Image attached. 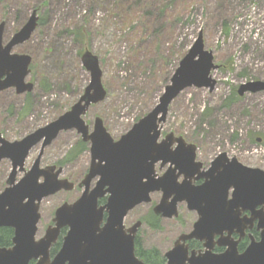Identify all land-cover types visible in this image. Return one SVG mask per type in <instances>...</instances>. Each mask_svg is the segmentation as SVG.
<instances>
[{
  "label": "rangeland",
  "instance_id": "1",
  "mask_svg": "<svg viewBox=\"0 0 264 264\" xmlns=\"http://www.w3.org/2000/svg\"><path fill=\"white\" fill-rule=\"evenodd\" d=\"M33 13L36 29L11 51L31 58L24 83L33 87L21 94L14 88L0 92V134L5 140L20 141L47 127L78 101L90 83L81 61L85 51L99 61L106 97L82 119L92 131L95 118H101L118 140L158 105L201 33L203 50L211 53L216 66L209 75L214 87L183 90L168 107L160 140L173 133L195 145L196 160L204 169L225 154L264 170V92L237 93L243 85L264 82V0H0L3 43ZM42 143L32 148L24 170L41 154L39 167L61 168L59 178L75 188L41 201L37 238L61 204L81 195L77 184L91 159L90 143L75 130L60 132L46 147ZM11 169L9 160L0 162V193ZM156 170L162 173L159 164ZM23 175L18 173L17 180ZM151 199L130 211L124 224L141 221L136 238L142 248L164 254L180 234L192 229L197 215L179 204L177 218H159L158 228H151L150 212L160 193Z\"/></svg>",
  "mask_w": 264,
  "mask_h": 264
},
{
  "label": "water",
  "instance_id": "2",
  "mask_svg": "<svg viewBox=\"0 0 264 264\" xmlns=\"http://www.w3.org/2000/svg\"><path fill=\"white\" fill-rule=\"evenodd\" d=\"M37 20L33 13L7 43H3V23L0 24V92L10 88L17 94L32 90V84L24 83L31 58L11 51L29 40ZM212 59L211 53L203 50L200 33L180 61L158 105L115 141L101 118H95L92 131L82 119L91 105L106 97L99 61L85 51L81 61L90 74V83L67 112L20 141L9 142L0 134V162L9 160L12 167L0 193V229L13 230L11 246L0 247V264H145L134 252L142 223L136 221L126 227L124 220L135 207L150 203L151 194L156 192H161L162 198L152 212L161 219L177 218L178 204L182 202L197 215L192 230L180 235L164 254L165 264H264V170L246 167L236 158L221 154L201 171L203 165L196 161L195 145L173 133L160 140V124L171 102L183 90L213 89L215 82L209 75L216 66ZM243 92H264V82L243 85L237 93ZM69 130L90 143V165L77 184L82 193L73 203L61 204L54 211L52 224L37 238L41 201L61 191H72L75 183L59 178L61 168H40L41 154L28 171L24 170L25 160L39 142L43 140L42 148L46 147L60 132ZM158 163L160 169L168 167L162 175L156 173ZM18 173L24 174L19 180ZM196 179H203L202 184L193 186ZM104 198L105 203H99ZM244 212L249 216L241 217ZM254 223L259 239H252L239 252L238 241ZM63 229L66 232L60 249L51 256L50 250ZM233 233L240 236L237 241ZM191 239L203 242V253L188 254L184 243ZM215 245L225 250L215 254L211 251Z\"/></svg>",
  "mask_w": 264,
  "mask_h": 264
},
{
  "label": "flooded vegetation",
  "instance_id": "3",
  "mask_svg": "<svg viewBox=\"0 0 264 264\" xmlns=\"http://www.w3.org/2000/svg\"><path fill=\"white\" fill-rule=\"evenodd\" d=\"M172 148H174V147H172ZM197 161V160H196ZM159 164V163H158ZM156 167H157V165L155 166V170H156ZM163 168H165V167H163ZM163 168L162 169H160L159 168V171L160 172H162V173H160L159 174V172H157V170H156V173L158 174V175H162L164 172H165V170L168 168H165V170L164 171H162L163 170ZM204 168H202L201 169V171L203 170ZM196 176H198V174H195V177ZM182 180V177L181 178H179L178 179V181L180 182ZM202 182H203V179H196L195 181L193 180L192 181V185L193 186H198V185H200V184H202ZM156 193H160V199H159V202H160V200H161V198H162V193L161 192H156ZM153 194H155V193H153ZM152 195V194H151ZM105 199L106 198H104V199H102V200H100L99 201V203H101V204H104L105 203ZM152 200V199H151ZM101 201H103V202H101ZM158 202V203H159ZM151 203V202H150ZM157 203V204H158ZM179 204H185V203H179ZM179 204H178V206H179ZM155 206V205H154ZM153 206V207H154ZM186 206V205H185ZM193 212V211H192ZM243 216H249V213L248 212H244V213H242V215H241V217H243ZM160 218V217H159ZM195 223V222H194ZM193 223V224H194ZM133 225V224H132ZM131 226V225H130ZM193 226V225H192ZM192 230V229H191ZM190 230V231H191ZM189 231V232H190ZM189 232H187V233H183V234H188ZM61 233H62V231H61ZM180 235H182V234H180ZM179 235V236H180ZM61 236V235H60ZM178 236V237H179ZM239 235L237 234V233H233L232 234V238L234 239V241H237L238 239H239ZM217 238L218 237H215V240H217ZM136 239V238H135ZM178 239V238H177ZM176 239V240H177ZM252 239H254V240H258L259 239V231H257V229H256V223H254V225H253V227L251 228V229H249V228H246L245 230H244V232H243V235L241 236V238H240V240L238 241V243H237V249H238V251L239 252H242L246 247H247V245L250 243V241L252 240ZM175 240V241H176ZM175 241H174V243H175ZM185 245H186V247H187V250H188V254L190 255V253L192 252V251H194L196 254H200V253H203L204 252V250H205V248H204V246H203V242H200V241H198V240H195V239H191V240H187V241H185V243H184ZM242 245H244V247H243V249H241V247H242ZM173 246H174V244H173ZM173 248V247H172ZM171 248V249H172ZM170 249V250H171ZM225 250V248L224 247H218V246H214V248L211 250L213 253H217V254H219V253H222L223 251ZM168 252V251H167ZM165 254V253H164ZM164 254H162L163 255V257H164V259H165V255ZM165 262H166V259H165Z\"/></svg>",
  "mask_w": 264,
  "mask_h": 264
},
{
  "label": "trees",
  "instance_id": "4",
  "mask_svg": "<svg viewBox=\"0 0 264 264\" xmlns=\"http://www.w3.org/2000/svg\"><path fill=\"white\" fill-rule=\"evenodd\" d=\"M103 202V201H101ZM150 216L152 217L151 222H149V225L151 228H158L160 219L158 216L154 215L152 212H150ZM65 233V230H62L61 236L59 237L57 243L52 247L50 250V255H55L58 250L60 249L61 245V239L63 234ZM13 237V230L10 228H1L0 229V247H9L11 246V240ZM135 247V255L143 260L145 264H165V259L161 252H159L157 249H143L138 239H135L134 242ZM244 245H242L241 249H243ZM30 264H34V262H31Z\"/></svg>",
  "mask_w": 264,
  "mask_h": 264
},
{
  "label": "bare ground",
  "instance_id": "5",
  "mask_svg": "<svg viewBox=\"0 0 264 264\" xmlns=\"http://www.w3.org/2000/svg\"><path fill=\"white\" fill-rule=\"evenodd\" d=\"M161 125V124H160Z\"/></svg>",
  "mask_w": 264,
  "mask_h": 264
}]
</instances>
